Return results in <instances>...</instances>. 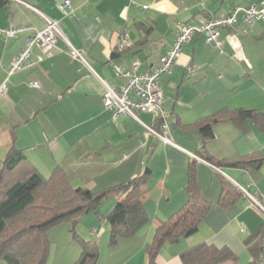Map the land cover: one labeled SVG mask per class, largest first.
Listing matches in <instances>:
<instances>
[{
  "label": "crops",
  "instance_id": "0c3cea01",
  "mask_svg": "<svg viewBox=\"0 0 264 264\" xmlns=\"http://www.w3.org/2000/svg\"><path fill=\"white\" fill-rule=\"evenodd\" d=\"M65 2L69 7L64 14L60 6ZM263 2L7 0L0 9V29L24 30L15 38L5 40L0 36V87L5 81L8 85L6 93L0 95V165L13 146L24 156L14 174L28 167L41 175L60 168L72 187L92 192L127 183L146 169L151 171L142 200L148 222L134 237L117 239L112 245L115 249L105 250L111 239L110 228L100 212L88 214L69 224V235L64 234L60 243L53 242L48 264L78 261L80 248L71 237L73 226L80 238L99 243L100 254L94 264H145L146 246L156 227L186 203V174L191 163H195L196 183L210 209L194 235L161 250L158 264H182L181 253L199 244L227 247L237 257L249 252L248 242L259 232L264 218L244 196L230 207L219 206L220 183L224 180L256 197L264 196V162L258 170L216 168L198 155L203 151L214 160H225L255 153L264 158V130L250 124L249 131L242 133L232 123L219 120L212 126V138L202 145L193 125L223 111L264 112V24L239 31L221 29L220 48L207 44L202 36H193L171 73L161 77L163 109L176 147L164 145L147 133L144 126L154 125L149 114L139 115L140 122L129 116L114 121L113 111L104 106L103 82L114 89L125 85V78H117L113 66L131 71L137 62V74L156 66L182 24L200 25L237 5ZM27 5L56 21L89 67L72 59L68 46L58 40L52 55L8 77L7 69L23 50L26 39L45 27ZM124 35L126 46L119 50ZM37 56L41 51L34 46L31 58ZM188 67L193 68L191 72ZM33 83L38 87H32ZM109 197L113 199L106 209L121 199L116 194ZM86 219L91 234H83L79 226ZM136 240L138 248L132 243Z\"/></svg>",
  "mask_w": 264,
  "mask_h": 264
},
{
  "label": "trees",
  "instance_id": "16d2710c",
  "mask_svg": "<svg viewBox=\"0 0 264 264\" xmlns=\"http://www.w3.org/2000/svg\"><path fill=\"white\" fill-rule=\"evenodd\" d=\"M6 4L7 0H0V9ZM219 120L232 123L242 133L249 131L250 124L258 130H264V112L243 109L223 111L193 125L200 135L202 145L212 138V126ZM198 156L216 168L258 170L264 162V158L255 153L225 160H214L203 151ZM23 159L22 152L12 146L0 168V262L48 264V231L61 223H76L88 214H98L101 203L112 194L121 199L104 217L110 228L111 245L118 238L134 237L148 222L142 200L151 176L150 170H144L127 183L92 192L72 187L60 168H55L47 178L33 167L22 170L18 175L14 174ZM185 193L186 203L156 227L151 242L146 246L145 264H158L157 258L161 250L168 244L194 235L208 214L210 203L200 194L196 183L195 163L188 167ZM242 196L240 189L221 180L219 206L230 207ZM71 232L80 248V257L75 264H94L99 256L96 241L80 238L75 234L74 226ZM263 237L264 223L248 242L250 256L255 255ZM180 260L182 264H239L238 257L229 248L207 244L188 248L181 253Z\"/></svg>",
  "mask_w": 264,
  "mask_h": 264
},
{
  "label": "built area",
  "instance_id": "2783aa9c",
  "mask_svg": "<svg viewBox=\"0 0 264 264\" xmlns=\"http://www.w3.org/2000/svg\"><path fill=\"white\" fill-rule=\"evenodd\" d=\"M27 7L38 14L43 20L45 27L42 31L35 30L26 39L23 50L7 69L8 77L17 72L29 70L40 63L42 57L52 55L56 50L58 40L63 41L68 46V54L72 59L81 61L89 67L83 58V53L72 48L56 21L49 19L34 7L28 5ZM68 7V3L65 2L60 6V9L65 14ZM256 23L264 24V2L251 6L237 5L229 13L211 17L200 25L189 23L180 25L171 48L159 60L158 64L149 71L137 74L136 70L139 66L137 62L133 64L131 71L113 66L115 76L117 78H125L126 83L122 88L114 89L103 82L105 88L103 95L104 106L113 111L114 121L120 116H129L140 122L139 115L150 114L154 125L144 126L147 133L164 145L176 147L170 136L169 117L163 109V95L160 87L161 76L171 73V69L183 47L189 43L193 36H202L207 44L220 48L221 29L246 30ZM23 30V28L0 29V36L5 40L7 38H15ZM34 46L40 49L41 56L32 59V47ZM125 46L126 36L124 35L122 41L118 43V48L122 50ZM192 69V67H188L190 72ZM31 86L34 88L38 87L37 83L31 84ZM7 89L8 85L7 81H5L0 87V95H4ZM192 158L202 161L194 155H192ZM240 191L249 200L251 207L260 212L264 218V196L256 197L245 189H240ZM249 263L264 264V237L261 239L255 255L250 256Z\"/></svg>",
  "mask_w": 264,
  "mask_h": 264
},
{
  "label": "rangeland",
  "instance_id": "374dc122",
  "mask_svg": "<svg viewBox=\"0 0 264 264\" xmlns=\"http://www.w3.org/2000/svg\"><path fill=\"white\" fill-rule=\"evenodd\" d=\"M7 39H10V38H7ZM4 160V159H3ZM3 163V162H2ZM2 167V164L0 165V168ZM49 174L50 173H48V174H46V173H44V174H42L44 177H48L49 176ZM112 199L113 198H111V197H107L102 203H101V205H100V207H99V212L101 213V216H103V217H105V216H107V214H109V212L113 209V207L115 206V204L113 205V207H108L107 209H106V206H108V205H110V203H111V201H112ZM110 208V210L107 212V210ZM98 219V218H97ZM103 219H105V218H103ZM99 220V219H98ZM88 223H89V220H83L82 221V224H80L79 226H82V229L84 230L82 233L83 234H86V233H88L89 234V232H90V227H88ZM103 223H105V225H108L107 224V222H103ZM69 222H65V223H61V224H59V225H57V226H55V227H53L52 229H50L49 231H48V239H49V242L51 241V243H50V255H52V251H53V245H54V243L53 242H57V243H60L61 241H62V238H63V235L64 234H68L69 235V232H68V230H69ZM101 225V224H100ZM70 231V230H69ZM90 234H91V232H90ZM94 234V233H93ZM70 235H71V233H70ZM72 237V236H71ZM83 238V237H82ZM83 239H85V238H83ZM119 240L121 239V238H118ZM55 240V241H54ZM85 240H92L91 238H86ZM93 240H95V239H93ZM96 241V240H95ZM97 243V242H96ZM133 244L134 243H136V247L138 248V246H139V241L138 240H136V241H134V242H132ZM52 244V245H51ZM98 244V247H99V254H100V245H99V243H97ZM132 244V245H133ZM115 246H112L111 245V243H110V240L107 242V245L104 247V249L105 250H107V249H109V248H111V249H115L114 248ZM130 247V246H129ZM101 250H102V248H101ZM109 251H111V250H108V253H109ZM126 252V248H124L123 249V246H122V253H125ZM106 255V254H105ZM118 257H119V254H118ZM136 257H138V256H136ZM134 258V261H136L137 260V258ZM122 258H123V255H120V258L119 259H121L122 260ZM50 259H51V257H49V261H50ZM238 260H239V264H249V261H250V253L249 252H242V253H240V255L238 256ZM134 261L132 260V263H134ZM130 264H131V262H130Z\"/></svg>",
  "mask_w": 264,
  "mask_h": 264
}]
</instances>
